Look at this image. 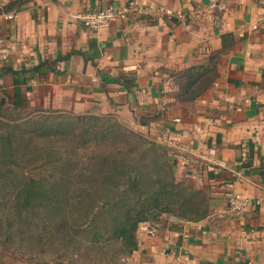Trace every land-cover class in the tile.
I'll return each instance as SVG.
<instances>
[{
	"label": "crops",
	"instance_id": "obj_1",
	"mask_svg": "<svg viewBox=\"0 0 264 264\" xmlns=\"http://www.w3.org/2000/svg\"><path fill=\"white\" fill-rule=\"evenodd\" d=\"M10 1L0 0V7ZM130 5L142 11L98 32L75 18ZM9 14L0 16V51L10 55L0 67L37 66L73 49L86 53L29 84L41 96L38 108L112 113L135 130L146 128L177 158V177L211 196L201 222L165 216L162 223L141 224L139 249L125 264H264V28H250L264 14V0H35L12 20ZM231 41L215 84L193 102L179 101L174 74L207 64ZM5 78L12 86V76ZM121 78L135 86L126 91L115 81ZM155 115L154 122L139 123ZM248 142L255 151L250 170L239 162L248 148L237 149ZM239 199L248 205L235 214L231 203Z\"/></svg>",
	"mask_w": 264,
	"mask_h": 264
},
{
	"label": "trees",
	"instance_id": "obj_2",
	"mask_svg": "<svg viewBox=\"0 0 264 264\" xmlns=\"http://www.w3.org/2000/svg\"><path fill=\"white\" fill-rule=\"evenodd\" d=\"M33 1L12 0L0 16ZM233 45L174 74L186 101L215 84L218 63ZM75 55L86 57L73 49L37 66L0 67V79H13V92L0 96V252L27 264H125L139 249L141 224L162 223L165 216L201 222L209 217L211 196L177 177L169 147L110 115L27 109L29 84ZM115 81L128 92L135 86V80ZM244 148L249 153L239 162L250 170L254 145L237 147Z\"/></svg>",
	"mask_w": 264,
	"mask_h": 264
},
{
	"label": "built area",
	"instance_id": "obj_3",
	"mask_svg": "<svg viewBox=\"0 0 264 264\" xmlns=\"http://www.w3.org/2000/svg\"><path fill=\"white\" fill-rule=\"evenodd\" d=\"M142 8L137 5H130L129 7L118 8L114 6L106 7L98 11L79 13L75 16L83 27L94 32H98L102 29L110 28L113 22L117 18L124 17L127 14L141 12ZM170 18L176 17L175 13L171 10L165 12ZM15 16V12L10 13L6 16L7 19L12 20ZM179 17V16H178ZM181 17V16H180ZM252 31H258L264 28V14L259 16L256 21L250 26ZM9 52L7 50L0 51V63L6 62L9 59ZM248 205L247 201L235 200L231 203V212L235 214L242 213ZM147 232H152L148 231Z\"/></svg>",
	"mask_w": 264,
	"mask_h": 264
},
{
	"label": "rangeland",
	"instance_id": "obj_4",
	"mask_svg": "<svg viewBox=\"0 0 264 264\" xmlns=\"http://www.w3.org/2000/svg\"><path fill=\"white\" fill-rule=\"evenodd\" d=\"M32 83V82H31ZM176 85V84H175ZM180 87V86H179ZM30 89L29 91H27V95H25V98H26V106H27V109L28 110H41V109H44V108H38L37 106V103L38 101L40 100L41 96H39V94H37V96H35V93H33V88H32V85L30 86ZM7 92V93H12L13 91V85L11 86L10 85V82H9V79L8 78H3V79H0V96H2V93L3 92ZM180 97L181 99L180 100H186L185 97H182L181 96V90H180ZM183 98V99H182ZM178 101V99H177ZM177 101H175L174 103L178 104ZM187 102V101H186ZM89 109V108H88ZM46 110H52V111H62L63 109H51V108H48ZM63 112V111H62ZM99 112V111H98ZM68 113H72V112H68ZM86 113V111H85ZM75 114V113H74ZM100 115V116H112L114 117V119H118L119 121H121L122 123H124L127 127L130 126V124L128 122H126L122 116H118V115H115V114H112V113H108V114H105V115H102V113H91V112H87L86 114H82V115ZM157 120V118H156ZM154 122V121H152ZM130 129H133L132 127H129ZM135 130V129H133ZM136 132H141L142 134L147 135L148 131L146 128H144L143 132L142 131H139V130H135ZM172 155V157L177 161V167H178V160L177 158L174 156V154L170 153ZM179 169H177L178 171ZM179 172V171H178ZM178 175V174H177ZM0 258H7L8 260H10L9 264H27V263H24V262H20V261H16V260H13L11 258H9L8 256H5L3 255L1 252H0ZM13 262V263H12Z\"/></svg>",
	"mask_w": 264,
	"mask_h": 264
}]
</instances>
